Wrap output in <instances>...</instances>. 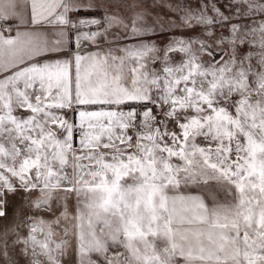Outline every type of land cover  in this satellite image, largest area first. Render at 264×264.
<instances>
[{"label":"snow or ice","instance_id":"1","mask_svg":"<svg viewBox=\"0 0 264 264\" xmlns=\"http://www.w3.org/2000/svg\"><path fill=\"white\" fill-rule=\"evenodd\" d=\"M0 264H264V0H0Z\"/></svg>","mask_w":264,"mask_h":264}]
</instances>
